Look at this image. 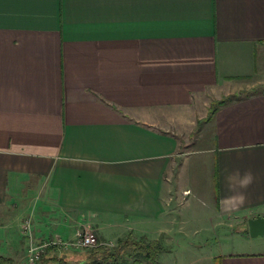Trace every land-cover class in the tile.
<instances>
[{
    "label": "crops",
    "instance_id": "1",
    "mask_svg": "<svg viewBox=\"0 0 264 264\" xmlns=\"http://www.w3.org/2000/svg\"><path fill=\"white\" fill-rule=\"evenodd\" d=\"M191 188L213 204L209 230L178 220ZM257 215L264 0H0L1 254L17 263L31 218L38 240L93 226L194 252L157 264H264Z\"/></svg>",
    "mask_w": 264,
    "mask_h": 264
},
{
    "label": "rangeland",
    "instance_id": "2",
    "mask_svg": "<svg viewBox=\"0 0 264 264\" xmlns=\"http://www.w3.org/2000/svg\"><path fill=\"white\" fill-rule=\"evenodd\" d=\"M200 127H201V123L200 120L198 121V125L195 128V130L193 131V133H189L188 131H185V139L188 140V145L187 148H193L196 147L194 146V143H192L194 140H196L199 136V132H200ZM189 133V134H188ZM192 144V145H191ZM190 186L195 187V182H193V180L190 181L189 183ZM193 189V194H191L189 197H179L178 198V194H177V204H176V212H177V217L179 218V222H181L182 220H186V229L188 231H190L191 229L195 228V227H206L208 230L210 229L212 222L210 220H203V222H200L201 217H209V211L212 208L213 204L209 201L208 198H206V195L203 194V192L200 190V192L198 190H196L195 188H191ZM180 196V195H179ZM7 211V210H6ZM230 225V224H229ZM228 226V225H227ZM84 226L81 227V229ZM90 229L93 230V232H95L96 236H97V232L94 229V227H88ZM225 228V227H224ZM230 229L229 231H226L225 229H223V232L225 234V232H238L239 229L237 227V225H233L231 227L228 228ZM221 229L218 230H213L212 233L210 234L211 237L213 239H223V242H231V241H227V240H232L234 237H232L231 235L229 236H221ZM23 233V231H22ZM206 233V232H205ZM24 234V233H23ZM245 234H247L245 232ZM127 236H132V235H127ZM125 236V237H127ZM264 236V235H263ZM37 239V236H35ZM98 237V236H97ZM122 237V238H125ZM141 236L137 237L140 238ZM183 239H185V241H189L190 239L193 238V236L191 235H184L182 236ZM205 238L206 234L203 235V233H201V235L198 236V238ZM209 237V236H208ZM136 238V237H134ZM158 240H160V242L163 245V253L161 255V262L163 263V259L164 260H172L173 258L180 261L182 260L181 257H186V258H190L194 252H188V250H185V245L184 244H180V245H173V243H169L168 239L166 237V234H162V236H159L157 238ZM189 239V240H188ZM101 242V244L103 246L109 247V248H115L118 244V239L117 240H99ZM212 243L215 241H211ZM183 243V242H182ZM27 245V243H26ZM28 246V245H27ZM94 247V246H93ZM90 248L92 247H87V248H78V249H74V248H68V249H55L54 252V256H56L57 260L54 261H46V264H61V260L62 259H66L70 264H87L90 261ZM28 248L26 249V251L24 250V252H21V255L18 257L17 259V263L16 264H30L28 261ZM198 253V250H195ZM202 252L204 253V251L202 250ZM43 254H45L44 252L41 254L39 260L41 259V257L43 256ZM39 260L35 263V264H40ZM45 261H42L41 264H44ZM168 263V261H167ZM166 263V264H167Z\"/></svg>",
    "mask_w": 264,
    "mask_h": 264
},
{
    "label": "trees",
    "instance_id": "3",
    "mask_svg": "<svg viewBox=\"0 0 264 264\" xmlns=\"http://www.w3.org/2000/svg\"><path fill=\"white\" fill-rule=\"evenodd\" d=\"M236 97L238 96L229 95L214 102L210 108L209 117L214 114L219 105ZM163 249V245L158 239H149L146 236H141L140 238L127 236L120 238L115 248H109L102 244L90 248V261L87 264H157ZM54 250L52 247H47L39 263L41 264L42 261H45L44 264H46V261L57 260L56 256H54ZM0 264H15V260L0 253ZM61 264L70 263L66 259H62Z\"/></svg>",
    "mask_w": 264,
    "mask_h": 264
},
{
    "label": "built area",
    "instance_id": "4",
    "mask_svg": "<svg viewBox=\"0 0 264 264\" xmlns=\"http://www.w3.org/2000/svg\"><path fill=\"white\" fill-rule=\"evenodd\" d=\"M22 231L28 240L27 256L30 264H35L47 247H52L54 249H78L101 244L95 232L88 227L78 229L73 239H67L60 235H55L46 239L38 240L33 232V221L31 218H28L22 225Z\"/></svg>",
    "mask_w": 264,
    "mask_h": 264
},
{
    "label": "water",
    "instance_id": "5",
    "mask_svg": "<svg viewBox=\"0 0 264 264\" xmlns=\"http://www.w3.org/2000/svg\"><path fill=\"white\" fill-rule=\"evenodd\" d=\"M249 232L253 237L264 235V216L257 215L248 220Z\"/></svg>",
    "mask_w": 264,
    "mask_h": 264
}]
</instances>
